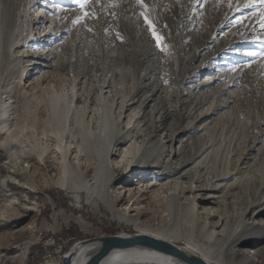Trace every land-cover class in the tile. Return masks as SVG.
Wrapping results in <instances>:
<instances>
[{
	"label": "rangeland",
	"instance_id": "1",
	"mask_svg": "<svg viewBox=\"0 0 264 264\" xmlns=\"http://www.w3.org/2000/svg\"><path fill=\"white\" fill-rule=\"evenodd\" d=\"M144 3L147 9H142L136 0H89L82 11L72 0H0V110L2 103L9 104L14 121L23 122L21 126L26 121L24 105H29V114L41 118L43 107L31 94L46 96V88L43 89L42 84L32 92L29 90L30 80L43 71L50 74L47 88L52 85L58 88L62 84L71 87V78L78 76V87L89 92L87 99L82 96L84 100L78 105L99 104L98 88L106 78L110 91L104 94V100L112 106L115 115L119 101L134 96L136 101L145 89L154 99L148 103L147 111L156 101L155 111H148L145 124H140L142 137L154 138L156 134L159 137L160 130L169 133L170 127L177 130L187 121L199 125L210 118L212 122L203 130L206 140L197 143L198 138L194 139L186 149L191 144L197 148L206 143L218 148L219 153L234 164L237 155H243L248 145L253 144L256 149L260 147L258 162L264 165V55H245L264 51L261 23L264 3L261 0H144ZM141 11L148 12L167 49L162 51L156 47ZM84 12L89 15L84 16ZM40 16H44V24L39 23ZM77 16L83 18L73 24ZM79 34L86 55L81 56L73 71L68 65L63 70L60 65L69 60L71 42L75 37L78 42ZM6 35L13 37L17 48L4 46ZM26 49L30 51L29 57L22 55L21 51ZM49 49L55 54L52 67L35 66L38 69L33 70L34 66L27 64L33 52L40 50L44 54L49 53ZM25 65L27 67L22 68ZM203 66L207 70L197 74L196 69ZM23 69L30 72L29 78L22 75ZM218 72L222 79L199 86L204 79L216 77ZM154 84L163 88L158 98L152 91ZM190 86L193 92L197 91L195 94L186 93ZM21 89L27 91L25 102ZM219 93L222 98L230 99L224 113L200 118L202 112L210 111ZM202 99H207V103L200 105L198 101ZM2 121L0 114V124ZM48 127L49 124L46 129ZM24 133L28 135L29 131ZM199 134L192 133L190 140ZM167 139L169 136L162 140L166 145L170 143ZM177 145L178 142L173 143L174 148ZM25 156L20 150L12 164L10 151L0 147V210L8 197H16L21 203L37 208L33 231L27 228L28 220H19L21 212L15 217L20 224L18 227L13 228L10 223L8 227H0V264H17L14 256L19 253L12 251L21 249L32 238L23 264L47 261L61 264L63 255L76 241L58 233L73 222L86 238L104 235L105 228L113 229L115 234L142 232L143 225L163 231L157 226L160 219L156 213L162 203L153 205L150 214L141 217L136 224L121 221L110 211L105 198L91 195L79 182L74 189L55 185L51 181L53 176L26 166ZM114 176L119 184L127 179L120 169ZM69 184L75 183L69 181ZM11 230L18 231L11 234ZM174 239L172 243L183 245L182 239ZM259 247L264 251V241Z\"/></svg>",
	"mask_w": 264,
	"mask_h": 264
},
{
	"label": "bare ground",
	"instance_id": "2",
	"mask_svg": "<svg viewBox=\"0 0 264 264\" xmlns=\"http://www.w3.org/2000/svg\"><path fill=\"white\" fill-rule=\"evenodd\" d=\"M39 20L40 24H44V16H40ZM78 39V42L76 37L72 40L70 58L65 65H60L61 69L65 70L68 65L73 71L81 56L86 55L80 45L81 34ZM4 46L8 49L18 47L10 35L5 36ZM51 49L44 54L40 50L33 52L27 64L34 66L33 70L38 69L35 66L40 69L52 67L55 54ZM28 50L20 51L24 57H29ZM196 70L199 74L207 69L203 66ZM220 72L216 73V77L204 79L199 86L204 87L222 79ZM29 74L28 70L23 69L24 77L29 78ZM77 77L71 78V87L62 84L58 88L53 85L47 88L50 79L48 71H43L33 80L29 79L30 92L42 84L43 89L46 88V96L31 94L42 105L44 115L36 118L32 116L34 114H29L31 112L28 113V104L24 105L23 114L27 122L23 126L18 119L14 121L9 104L2 103L0 147L10 151L11 163L14 164L15 157H18L20 150L23 151L27 158L26 166L33 167V171L42 170L53 176L52 183L67 189H74L77 182L84 184L91 195L105 198L113 215L127 223H138L141 217L150 214L153 205L162 203L163 206H159L156 213L160 219L157 226L163 231L143 225L144 230L138 233L170 243L178 237L183 243L181 247L177 245L179 248L208 264H264V251L259 247L264 241V165L258 162L260 147L256 149L253 144L248 145L243 155H237L234 164L230 158L226 159L224 154H220L218 148L206 143L199 144L197 148L191 144L186 149L194 139L198 138L197 143L206 140L203 130L212 121L209 118L205 123V119H202L223 114L230 99L222 98L219 93L216 102L211 103L210 111L201 113L202 122L198 121L199 125L187 121L177 130L170 127L169 133L160 130L159 137L157 134L154 138L148 135L142 137L140 124H145L147 112H154L156 104L155 101L146 110L148 103L154 100L146 89L136 101L135 96L119 101L115 115L112 106L104 100V94L110 91L107 79L98 88L96 99L99 104L96 102L91 106L89 102L78 105L84 100L82 96L85 95L87 99L89 92L82 90V86L78 87ZM158 85L154 84L152 89L156 98L163 90ZM219 89H222V85ZM26 92L21 89L24 102ZM187 92L192 95L197 91L193 92L190 86ZM204 95L201 96L204 98ZM206 101L202 99L198 103L204 105ZM48 124L50 127L46 129ZM24 131H29V134ZM196 132L200 134L190 140L192 133ZM168 136L170 143L166 145L162 140ZM174 142H178L175 148ZM14 168L17 167L14 165ZM118 169L126 174L127 179L123 184L117 183L118 179L114 176ZM69 181L75 184H69ZM6 200L0 210V227H8L9 223L13 228L18 227L20 224L15 217H19L21 212L19 220H28L27 228L33 231L36 206L26 205L24 201L21 203L16 197ZM17 231L11 230L9 233ZM100 236L103 235L85 239ZM33 240L27 241L21 249L12 251L19 253L14 256L15 263L23 264ZM93 246L86 243L76 247L73 245L65 254L71 252L74 255L73 264H83L93 251ZM45 264L55 263L47 261ZM96 264L186 263L159 251L137 247L113 249Z\"/></svg>",
	"mask_w": 264,
	"mask_h": 264
},
{
	"label": "water",
	"instance_id": "3",
	"mask_svg": "<svg viewBox=\"0 0 264 264\" xmlns=\"http://www.w3.org/2000/svg\"><path fill=\"white\" fill-rule=\"evenodd\" d=\"M92 244L93 251L83 264H96V262L107 255L113 249H129V248H147L170 255L186 264H208L202 258L188 254L177 245L158 239L146 234L134 233H116L111 235H103L76 241L73 245ZM82 248V247H80ZM79 248V249H80ZM74 255L70 252L62 257L61 264H73Z\"/></svg>",
	"mask_w": 264,
	"mask_h": 264
},
{
	"label": "snow or ice",
	"instance_id": "4",
	"mask_svg": "<svg viewBox=\"0 0 264 264\" xmlns=\"http://www.w3.org/2000/svg\"><path fill=\"white\" fill-rule=\"evenodd\" d=\"M74 4L79 5L80 9L83 11L85 6L89 3V0H72ZM99 2V0H97ZM262 3H264V0H261ZM136 3L141 6L142 9H147V5L144 3V0H136ZM231 6V4H230ZM248 5H245L247 7ZM89 14L87 12H84V16H88ZM95 15V13H93ZM140 15L144 18V24L147 26V30L151 33V36L156 41V47L161 49L162 51L168 48V45L164 43L163 37L160 35L159 30L156 28L154 22L152 19H150L149 14L147 11H141ZM83 17L77 16L72 23L76 24L78 23ZM261 23L262 26H264V15L261 16ZM264 55V51L260 53L256 52H246L245 55L247 56H256V55ZM234 70V69H233Z\"/></svg>",
	"mask_w": 264,
	"mask_h": 264
},
{
	"label": "trees",
	"instance_id": "5",
	"mask_svg": "<svg viewBox=\"0 0 264 264\" xmlns=\"http://www.w3.org/2000/svg\"><path fill=\"white\" fill-rule=\"evenodd\" d=\"M64 207H66V206H64ZM104 234L105 235L115 234V231L113 229L105 228ZM58 235L63 236V237H67V238H71V240H73L74 242L86 238L83 236V234L78 229V226L74 222L70 223L68 226H63L60 229Z\"/></svg>",
	"mask_w": 264,
	"mask_h": 264
}]
</instances>
